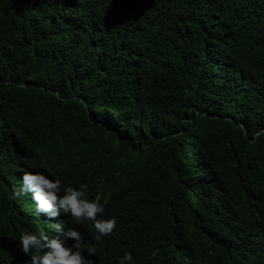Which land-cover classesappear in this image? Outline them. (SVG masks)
<instances>
[{
    "label": "trees",
    "instance_id": "obj_1",
    "mask_svg": "<svg viewBox=\"0 0 264 264\" xmlns=\"http://www.w3.org/2000/svg\"><path fill=\"white\" fill-rule=\"evenodd\" d=\"M260 129L264 0H0V264L59 222L93 264H264ZM27 171L86 185L113 233L9 199Z\"/></svg>",
    "mask_w": 264,
    "mask_h": 264
},
{
    "label": "clouds",
    "instance_id": "obj_2",
    "mask_svg": "<svg viewBox=\"0 0 264 264\" xmlns=\"http://www.w3.org/2000/svg\"><path fill=\"white\" fill-rule=\"evenodd\" d=\"M261 137H264V129L253 134L254 139ZM86 192V185L64 186L61 179L53 178L44 171H27L20 177L19 191L13 189L9 199L28 195L35 213L48 221L60 217L62 213L71 216L76 224L89 221L97 233L94 238L99 241L113 233L117 220L115 217L104 219L105 207L101 203V197L97 195L94 199H88ZM55 231L59 234L56 238H50L43 233H19L18 247L30 257L29 264H93L84 254L83 236L80 231L75 228L65 230L60 222L56 223ZM69 239L73 240L74 244L72 247H65L64 241ZM87 253L93 254L91 249ZM132 260V254L124 252L116 264H131Z\"/></svg>",
    "mask_w": 264,
    "mask_h": 264
}]
</instances>
